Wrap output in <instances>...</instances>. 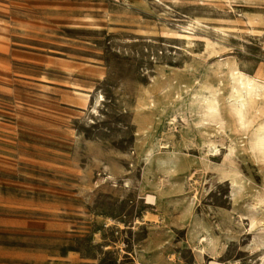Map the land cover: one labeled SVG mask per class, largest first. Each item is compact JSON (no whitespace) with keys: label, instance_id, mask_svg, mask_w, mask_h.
Instances as JSON below:
<instances>
[{"label":"rangeland","instance_id":"obj_1","mask_svg":"<svg viewBox=\"0 0 264 264\" xmlns=\"http://www.w3.org/2000/svg\"><path fill=\"white\" fill-rule=\"evenodd\" d=\"M212 261L264 264V0H0V264Z\"/></svg>","mask_w":264,"mask_h":264},{"label":"bare ground","instance_id":"obj_2","mask_svg":"<svg viewBox=\"0 0 264 264\" xmlns=\"http://www.w3.org/2000/svg\"><path fill=\"white\" fill-rule=\"evenodd\" d=\"M194 22L198 23V21L196 19H194ZM191 24V23H190ZM252 80H255V81H262L263 78H260L259 76H255V75H252L251 76ZM84 95V97L87 99L89 97V94L88 93H82ZM212 155H215V154H212ZM150 199V198H148ZM210 264H223L221 262H217V261H212L210 262ZM235 264V263H234ZM237 264V263H236Z\"/></svg>","mask_w":264,"mask_h":264}]
</instances>
